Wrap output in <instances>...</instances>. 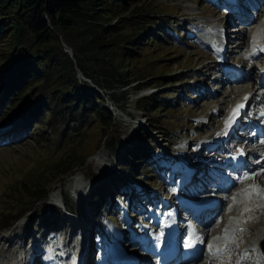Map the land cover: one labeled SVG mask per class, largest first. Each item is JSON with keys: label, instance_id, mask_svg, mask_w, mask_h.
<instances>
[{"label": "rangeland", "instance_id": "obj_1", "mask_svg": "<svg viewBox=\"0 0 264 264\" xmlns=\"http://www.w3.org/2000/svg\"><path fill=\"white\" fill-rule=\"evenodd\" d=\"M144 3L161 18L163 26L156 27L157 33L150 35L157 49L150 52L146 50L147 57L140 68H147L155 76L164 75L166 85H145L135 88L138 83L130 80L126 85H115L118 87L115 89L117 93L125 92V98L119 102L108 99V95L104 94L115 122L108 131L109 137H105L106 141L98 143L97 134L101 129L92 116L85 120L72 119L70 115H66L63 116V120L57 121L55 131L51 132L50 140L45 143L40 140L41 131L38 124L34 123L29 104L23 103L21 99L13 103L6 93L5 82L1 85L0 219L2 213H5L10 216V222L6 220V223L8 222L6 227L0 225V264H65L75 261L81 251H88L92 259L90 264H96L95 261L101 257V250L98 251L97 248L103 244V237L105 239L110 234L124 235L128 239L127 245L135 244L131 242V231L145 228V223L150 220L147 210L149 205L153 201L165 204V198L170 197L173 187L179 188L180 178L177 175L184 169L180 167L182 160L190 157L203 160L202 157L207 153L210 155L214 153L213 148L209 149L211 152L206 149L208 148L206 141L221 137L223 133L221 124L226 108L232 100L237 101L242 95L229 96L228 102L223 103L228 93L227 89L230 91L235 85L230 81V84H225L221 75L217 74L221 71V61L211 48L206 47L207 44L206 46L199 44V29L211 20L221 19L223 23L228 22L224 32L232 35L230 39H225L229 43L226 48L229 50L236 40L242 41L239 49L241 52L240 50L248 45L250 33L242 32L238 37L229 29L238 25L236 17L240 22L249 20L253 23L258 22L261 14L264 15V1L250 0L246 3V0H243L242 3L246 6L250 3H252L250 6L260 5L251 8L252 18L247 11L234 7L227 0H144ZM121 13L125 15L127 11L122 9ZM60 40L65 51L73 57L74 51L69 42L61 36ZM234 49L236 48L233 46ZM241 54L238 56L241 57ZM232 59H235L233 55ZM261 61L259 57L245 60L249 67L254 64L250 77L256 76ZM76 68L77 77L81 81L96 86L79 67ZM253 81H250L252 86L255 84ZM164 89L174 93L177 91L176 99L166 104V107L149 113L137 107L139 97L148 96L147 94L155 96ZM21 104L25 105L26 109L16 114ZM250 107L255 106L251 104ZM153 118L158 119L159 126H151L155 122L151 120ZM141 128L150 133L163 151L154 154L153 158L144 159L146 162L142 172L140 173L141 170L138 169L135 180L128 181L129 176L125 172L127 168L119 170L117 163L121 162L120 152L127 148H136L138 142L135 136ZM114 132L119 134L115 147H112L111 138ZM231 138L233 137H228V140ZM229 148L230 144L227 141L222 151H228ZM89 152L91 155L86 163L65 178L62 184L50 178L53 171L51 165L72 154L78 157ZM97 154L103 156L102 164L97 162L95 158ZM185 172H188V167L180 176ZM76 178L83 181L80 190L82 193L79 195L83 199L81 204L73 197L71 189L73 182L75 187L77 185ZM125 178L128 183L126 188H118L120 181ZM43 180L50 188L45 203H43L45 200L33 203L30 194L19 191L23 187V182L31 185ZM118 190L121 193H117ZM60 191L62 198L69 203L73 211L63 212L62 216L49 215L51 210L56 209L52 197L55 194L60 196ZM87 191L91 195L97 191L96 198L100 201L103 192L110 207L103 208V203L100 206H97L96 202L89 204L91 196L87 195ZM181 192L187 199L191 190ZM217 197L222 196L218 194ZM86 198L88 201L84 202ZM168 199L174 200L172 197ZM177 209L178 215L182 218L183 211L181 212L179 207ZM40 215L45 219L40 218L37 221L35 218ZM40 220L42 224L39 223ZM216 224H219V221ZM258 224L263 223H257L254 228L259 227ZM253 229L248 233L246 241L252 239ZM130 251L134 254L139 252L137 246L131 247ZM204 261L202 258L200 263Z\"/></svg>", "mask_w": 264, "mask_h": 264}, {"label": "trees", "instance_id": "obj_2", "mask_svg": "<svg viewBox=\"0 0 264 264\" xmlns=\"http://www.w3.org/2000/svg\"><path fill=\"white\" fill-rule=\"evenodd\" d=\"M122 9L127 11L125 15ZM160 19L144 0H0V87L5 82L13 103L21 99L29 104L41 131L40 140L45 143L57 121L66 115L85 120L92 116L101 129L98 143L106 141L115 122L104 94L119 102L125 92L117 93L115 85H126L130 80L138 83L135 88L166 85L164 75L155 76L147 68H140L148 51L157 49L150 35L157 33L156 27L163 26ZM60 36L69 42L73 57L65 51ZM76 67L96 86L81 81ZM176 93L164 89L155 96H141L137 107L148 113L161 110L176 99ZM24 108L21 104L16 114ZM151 120L155 121L152 127L159 126L157 118ZM118 134L111 136L112 147ZM135 139L136 148H129L125 155L121 153V165L134 179L138 169L142 172L144 159L163 151L144 128L138 130ZM90 155L91 152L78 157L72 154L59 160L51 165L50 178L62 184ZM126 179L118 187L128 185ZM19 191L30 194L33 203H45L50 188L43 180L31 185L23 182ZM96 196L94 191L92 202L100 206L105 197L101 193L100 201ZM66 206L70 208L68 202ZM54 214L64 215L60 208L49 215ZM9 217L2 213V227L10 222ZM40 218L45 219L43 215L35 219Z\"/></svg>", "mask_w": 264, "mask_h": 264}, {"label": "bare ground", "instance_id": "obj_3", "mask_svg": "<svg viewBox=\"0 0 264 264\" xmlns=\"http://www.w3.org/2000/svg\"><path fill=\"white\" fill-rule=\"evenodd\" d=\"M249 1L250 0H246V3H249ZM227 2L232 4L234 7H238L243 11H247L246 8L252 5V3H250L249 6H246V4L242 3L243 0H227ZM251 21L252 20L246 22H240L238 23V25L231 27V29L229 30H234V32L237 30V32H235V36L238 37L239 35L242 34V32L250 33L248 39L249 41L248 45L245 48L242 47L246 52L245 58L244 57L242 58H244L246 61H249L252 58L259 57V60L261 61L262 59L264 60L263 13L261 14V19L258 22L253 23ZM227 23H223L221 19L207 21V24L199 29L200 32L199 44L201 45L204 43L207 45L209 44L211 49L212 46L214 48L215 45H217L219 46V50H220L221 48L220 44L222 43L220 38V33H222L221 27L226 25ZM231 35L232 34L227 35V38L228 37L230 38ZM250 41L252 42L251 44H249ZM235 42L232 43V45L234 44V47L236 48L234 49V51L241 48L242 46V41H238L237 43L236 40ZM247 63L248 62L243 61V64L245 65L244 66L245 72L243 73L244 75L242 76V78L234 79L230 77L231 79L229 81L233 82L235 86L231 87L230 91L227 89L228 93H226L223 103L228 102L229 96L231 97L235 95L236 96L242 95V97L237 101L232 100L231 103L229 104V107L226 108L225 115L223 116L222 119L223 123L221 124V130L223 132L220 135L221 137L213 138L211 140L206 141L208 142L207 144L208 148L214 146V154L210 156L213 157V159H219L218 156L220 155L219 153L220 151L225 152V150L222 151V147L224 143L228 141V137H233L230 140L231 142L230 146H232V149H237L241 142L250 143L252 141V139L249 137H241L243 138L241 139L236 134L238 132L237 131L235 132L237 126L241 125L240 118L237 116L240 113L245 114L244 111L250 109V104L252 103L261 104L262 99L264 98V91H263L260 98L261 101H258L257 98L253 96L250 99L249 103H247L248 104L246 106L247 108L243 107L245 101L244 99L245 97L248 96V92L254 90L253 88H250L249 85H246L248 80L252 81V78L250 79V74L254 69V64H251V67H249V64ZM255 77L259 78V75H256ZM238 105H242V107L238 108L237 107ZM256 147L258 148V150H261L262 153L259 155L258 163L254 165L251 164L250 166L249 171L250 174L253 175V177L236 180L232 184H231V180H229L228 178H224L222 181V186L228 187L227 190L229 192V196L226 202L231 204L228 209L224 208L225 211L223 209L222 212V205H221L222 200L219 201L221 203L217 207H207L210 204L209 202L206 204H202V202L194 203L188 200H183L182 202L179 203L180 206L187 211L195 210L196 208L198 209L202 205H204V207H202L203 208L202 213L205 216L210 217V215L218 216L221 214L219 216L221 217V221H219V224H215L213 227L211 226L212 230L215 228L213 232L216 233V235L214 236L213 234L214 242L213 240L209 242V245L213 242L211 246L206 244L207 250L205 249L206 252L203 256L205 261L203 263H200V261L197 260L195 262H190L186 264H264V251L261 248V243L264 241V147L263 146L262 147L256 146ZM95 158L97 159V162L99 164L103 163V156L101 154H97ZM185 166L188 167V172H185L184 175L181 177L180 190L181 191L191 190V192H197L200 189L204 188L205 185L204 175L206 174L207 165L204 164L202 161H199L196 164L194 163L192 166H188V165ZM255 170L257 171L255 172ZM207 180H211V179H207ZM76 184H77L75 187L76 190L77 188H80L81 190V188L83 187V181L81 179L76 178ZM220 188L221 186L218 187V190ZM237 188L239 189L237 190ZM236 190L237 193L234 194L233 192ZM178 193H179L178 191H173L172 193V196L174 195L173 198H176ZM231 194H234L233 195L234 199L232 198V196H230ZM214 200H216L215 202H218V199H213V201ZM178 207L179 206L177 204H174L173 206L168 203L165 204L163 203L162 209L172 211V213L175 214V210L173 208L177 209ZM176 217L177 219L178 217L180 219L178 213ZM261 222L263 223L262 225L254 228L257 223H261ZM251 229L254 230L252 234V239L246 241L247 235ZM131 233H134V230H132ZM107 238H109V236ZM124 238L126 239V236L116 235V240L118 242H120L119 240H122ZM209 240L210 239H208V241ZM142 246L143 244L139 243V247ZM113 250L114 249H112V251ZM122 250L123 249L120 247L117 250L118 251L117 253L120 254ZM145 255L143 254L142 257L140 255V257L138 258L133 257V259L128 260L127 262L128 264H137V262L138 264H150L148 263V260L145 258ZM90 257L91 256H89L88 251L81 252V257H79V259L76 258L75 261L66 262L65 264H90V262L92 261Z\"/></svg>", "mask_w": 264, "mask_h": 264}, {"label": "snow or ice", "instance_id": "obj_4", "mask_svg": "<svg viewBox=\"0 0 264 264\" xmlns=\"http://www.w3.org/2000/svg\"><path fill=\"white\" fill-rule=\"evenodd\" d=\"M245 99H247V97H245ZM237 107H238V108H239V107H242V105H238ZM234 111H235V110H234Z\"/></svg>", "mask_w": 264, "mask_h": 264}]
</instances>
